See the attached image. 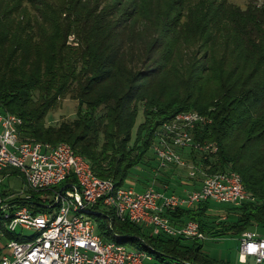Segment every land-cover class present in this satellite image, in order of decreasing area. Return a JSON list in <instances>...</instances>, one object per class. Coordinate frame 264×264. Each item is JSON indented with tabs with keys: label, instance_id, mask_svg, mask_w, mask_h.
Wrapping results in <instances>:
<instances>
[{
	"label": "trees",
	"instance_id": "16d2710c",
	"mask_svg": "<svg viewBox=\"0 0 264 264\" xmlns=\"http://www.w3.org/2000/svg\"><path fill=\"white\" fill-rule=\"evenodd\" d=\"M67 97L78 102L76 118L47 125L49 113ZM0 111L23 120L22 139L67 143L96 176L117 186L145 160L163 124L197 112L211 122L198 125L195 141L216 143L218 151L189 150L192 162L206 174L238 173L255 201L230 206L239 214L221 220L219 230L204 220L210 201L166 215L177 226L198 222L207 237H241L255 229L264 237V6L241 8L229 0H0ZM155 177L163 185L157 190L183 193L165 174ZM191 181L189 190L195 189ZM36 199L27 204L45 212ZM104 216L102 235L110 240L117 234L119 243L130 242L160 264H235L205 253L204 240L150 236L138 225L115 217L110 224Z\"/></svg>",
	"mask_w": 264,
	"mask_h": 264
},
{
	"label": "built area",
	"instance_id": "2783aa9c",
	"mask_svg": "<svg viewBox=\"0 0 264 264\" xmlns=\"http://www.w3.org/2000/svg\"><path fill=\"white\" fill-rule=\"evenodd\" d=\"M211 121L197 112L178 114L156 132L152 149L159 169L188 168L189 177H202L199 188L182 194L169 193L168 187H149L137 191L117 186L112 179L94 174L88 161L67 143H45L22 139L23 120L0 111V174L10 168L24 177L25 188L16 196H4L0 177V217L20 240H10L8 253L0 264H145L152 257L135 247L108 240L98 232L91 216L110 212L112 218L140 226L150 236L165 234L206 241L199 223L188 221L177 226L166 215L179 209H195L202 202L215 201L228 206L254 202L241 176L234 171L206 174L191 166L183 151L216 153V143L196 142L193 131ZM68 182V183H66ZM63 183L66 185L62 186ZM36 202L45 212L37 213L28 201ZM22 200L23 205L14 203ZM28 232H32L28 234ZM238 261L264 264V237L247 231L240 238Z\"/></svg>",
	"mask_w": 264,
	"mask_h": 264
},
{
	"label": "rangeland",
	"instance_id": "374dc122",
	"mask_svg": "<svg viewBox=\"0 0 264 264\" xmlns=\"http://www.w3.org/2000/svg\"><path fill=\"white\" fill-rule=\"evenodd\" d=\"M231 3L238 5L241 8H246L248 4L255 3L257 6H264V0H229ZM77 108H78V102L74 101L70 97H67L60 101L59 105L53 109L49 115L47 116L46 123L47 125H59L64 121H72L77 116ZM143 116L140 113V116L138 118V122H142ZM136 128L133 131V134L135 136ZM189 150H187L188 152ZM183 151V157L187 160V163H189L191 166H195V164L192 162L194 158V154H191L188 152ZM192 157V158H191ZM199 154L196 155V159L199 162ZM196 161V163H198ZM158 162L156 161L155 154L153 152V149L151 147V150L148 152L145 160L135 169H133L130 173V176L128 180L126 181L125 185L126 187H132L136 189L137 191L141 192L142 189H147L149 187H154L157 189V187L163 186L159 181H154L156 178L155 175H158L159 177H164V173L168 171H173L175 175L182 176L187 181V178H189V169L188 168H169L166 170H160L157 168ZM0 177L3 178V184L1 186V189L5 192L6 196H16L21 190L25 188L24 184V177L22 174L19 173V171H16V169L10 168L6 171V173H1ZM202 177L199 176L197 182L198 186L200 185ZM149 180L148 186L141 185V181L145 182ZM188 181L192 182L191 179ZM141 185V186H140ZM173 185V184H172ZM176 185V184H175ZM194 185V184H193ZM196 185H194L195 187ZM178 187V186H175ZM193 187V186H192ZM182 188L191 189L190 186H183ZM141 189V190H138ZM210 210L208 212V215L204 218L205 223L209 224L212 228H215L221 220H226L227 217H234L236 214H239L237 210L232 209L228 205H223L220 203H217L215 201H210ZM104 215H110V212L102 213L101 215H95L91 216L92 222L95 225L98 232H101V227L105 226L107 223V218H105ZM230 219L226 222H230ZM216 230H219L215 228ZM253 232L257 233L260 236H263L262 232L258 229L252 230ZM17 234L21 233L18 231L17 233H11L7 230L6 226L4 225V220L0 217V247H4V249L0 248V258L8 253V249L6 248L7 244L12 240V236H10V239L6 236V234ZM32 232H28V234H31ZM240 238L238 236H233L231 234H226L222 236L217 237H208L206 241H204V251L208 255H210L214 259H221V260H230L235 264H238V253H239V246H240ZM124 245L128 247H133L130 242H126ZM145 264H160V261H158L155 258H152L151 260H146ZM240 264H255L254 259L250 258L248 262Z\"/></svg>",
	"mask_w": 264,
	"mask_h": 264
},
{
	"label": "crops",
	"instance_id": "0c3cea01",
	"mask_svg": "<svg viewBox=\"0 0 264 264\" xmlns=\"http://www.w3.org/2000/svg\"><path fill=\"white\" fill-rule=\"evenodd\" d=\"M168 178V181L171 183V185L172 184H177V185H179V184H181V185H183V186H192V184H191V182L190 181H188V179L189 178H187V181L184 179V178H182V176H179V175H175V173L173 172V171H168V172H165L164 173ZM190 180V179H189ZM198 184V182L196 181V183H195V189H197V188H199V186L197 185ZM185 190H189V189H187V188H184L183 189V192L185 191ZM1 249H4V247L2 246V247H0ZM5 255V254H4Z\"/></svg>",
	"mask_w": 264,
	"mask_h": 264
}]
</instances>
